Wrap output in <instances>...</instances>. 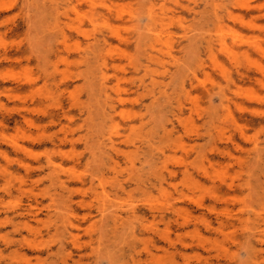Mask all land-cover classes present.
I'll list each match as a JSON object with an SVG mask.
<instances>
[{
    "label": "rangeland",
    "instance_id": "374dc122",
    "mask_svg": "<svg viewBox=\"0 0 264 264\" xmlns=\"http://www.w3.org/2000/svg\"><path fill=\"white\" fill-rule=\"evenodd\" d=\"M204 1L190 3L197 13L175 9L188 35L211 23ZM212 1L240 11L231 0ZM65 3L0 0V264H264V86L239 76L214 47V59L248 89L235 94L212 66L206 40L178 37L177 23L170 26L176 33L174 58L151 64L157 82L148 87L152 92L131 84L135 77L123 57L107 69L111 83L124 75L121 85H133L117 109L123 110L114 121L119 135L129 133L125 121L134 111H141L143 123L130 139L116 140L120 152H110L116 173L107 175L104 192L123 218L136 207V218L125 221L136 236L111 222L102 235L96 209L106 198L96 174L100 155L112 146H97L108 140L86 78L83 55L93 46L78 32L86 8L72 10ZM262 9L246 19L264 26ZM123 50L140 57L133 44L115 40L108 57L119 59ZM218 81L235 123L215 121L220 98L204 87ZM149 159L156 162V174L149 171ZM131 161L135 171L128 174ZM114 176L126 186L118 198ZM156 176L163 178L161 188ZM28 205L37 218L22 211ZM162 208L166 217L155 210Z\"/></svg>",
    "mask_w": 264,
    "mask_h": 264
},
{
    "label": "bare ground",
    "instance_id": "6f19581e",
    "mask_svg": "<svg viewBox=\"0 0 264 264\" xmlns=\"http://www.w3.org/2000/svg\"><path fill=\"white\" fill-rule=\"evenodd\" d=\"M190 1L187 0V3H184L180 0H64L66 2L65 6L72 8V10L80 4L86 8L85 14H83L82 25L78 32L83 35L90 46H93L92 49L83 55L86 66V78L89 96L94 97L96 102L100 104L98 116L100 117V123H102L103 128L105 127L104 130H106L102 136H107L106 139L108 140V142L99 143L97 146H101L100 144L112 146L110 150H105L100 155L98 163L99 173L96 174L98 183L102 187L103 197L106 198V200H99L96 209L101 221L104 223V229L101 231L102 235L106 234L105 226L111 222L115 230L117 225L123 224L122 230L129 231V235L133 238L136 236L135 232L132 231L130 223L125 224V221L136 218V213H138L136 207L130 206L128 210L124 211L126 218H123L118 213L122 210L117 206L112 208L113 205L107 199L109 195L107 193L104 195V192L105 184L110 182L107 179V175L112 172L116 173L115 166L117 162L111 154L112 152L115 154L120 152V150L115 148L117 146L116 140L130 139L131 135L129 133L134 134L142 127L143 123L141 111H134L125 121L126 131L129 133L127 135H119L116 130L114 124L116 115L123 113V110L119 111V113L117 112L118 106H122L126 102L128 92L131 91L133 85L130 88L121 85V80L125 79L124 75H117L115 82L111 83L107 72L110 64L112 67H118L120 65L119 61L123 57L127 60L132 70V75L135 77L131 78V84H135L134 87L136 88L140 87L152 92V88L149 89L148 87L157 82L151 75V64L154 60H158L161 64H164L168 60H171V58H174L173 48L176 33L172 31L170 26L173 23H177L181 31V35L178 33V37L187 38L186 40L196 38L199 41L202 39L206 40L205 48L212 66L220 75V79L226 83V86L234 88L235 94H243L248 89L235 80L230 67L214 59L212 55L214 47H217L219 51L224 53L226 59L229 60L232 67H235L239 76L253 78L261 86H264V34L262 37L258 34L261 30H264V26L253 18L246 19V15L252 10H260L263 7L262 10L264 11V2L260 3L262 0H231L232 4L240 10L235 11L220 3H214L212 0H205L203 12H206L211 23L205 31L188 35V31L186 33V28L183 26V19L177 16L175 9L180 8L181 10L197 13L195 11L197 5L191 6L190 4L194 3L195 0ZM207 6L209 7L208 12L205 11ZM203 12L200 14H203ZM227 20L240 25L244 30H236ZM85 25L89 26L90 30L84 29ZM114 40L117 43L133 44L140 53V57L136 58L125 50L122 51L119 59H115L112 56L108 57L111 51V44ZM253 55H258L262 60L254 58ZM197 64L198 67H202L204 60L198 58ZM141 73L143 75L139 76ZM192 75L196 77L195 74L192 73ZM145 76L149 77L148 84L145 83ZM204 89L209 96L216 94L220 98V108L216 112L215 121L220 122L226 119L233 121L227 106L230 98H227L222 83L219 81L213 82L210 88L205 86ZM186 95L189 96V94ZM189 99L191 100V98ZM251 99L255 101L260 100L259 97L255 96ZM190 103L192 106L197 105L194 100H191ZM48 116L54 119L53 115ZM233 122L235 123V121ZM14 147L21 150L24 149L23 146L15 145ZM146 163L150 173L156 174V162L149 159L146 160ZM129 164L128 174H132L135 171V163L131 161ZM156 177H158L157 186L161 188L163 178L160 176ZM110 179L113 180L111 182H114L112 185L114 196L118 198L119 195L126 191V186L123 182L117 180L115 176ZM151 185H155V183L153 182ZM82 202L83 200L79 201V203ZM35 203L36 205L39 204L38 202ZM150 209L154 210V208ZM155 210L160 212V217H166L165 208ZM22 211H27L33 218L38 217L32 205H28L26 209L22 208ZM120 220L122 222H119ZM67 221L70 226L74 225L69 220ZM65 223L67 224V222ZM18 224L19 222H16L14 226ZM68 233L71 238H74L75 235L71 231ZM21 260L23 259L19 261L21 262Z\"/></svg>",
    "mask_w": 264,
    "mask_h": 264
}]
</instances>
